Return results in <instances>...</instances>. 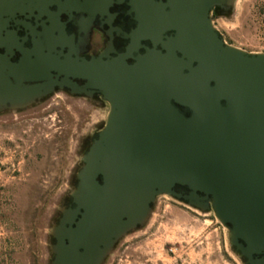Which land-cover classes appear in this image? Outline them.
<instances>
[{"label": "water", "instance_id": "water-1", "mask_svg": "<svg viewBox=\"0 0 264 264\" xmlns=\"http://www.w3.org/2000/svg\"><path fill=\"white\" fill-rule=\"evenodd\" d=\"M234 2L136 0L153 17L131 36L134 63H106L96 79L112 108L53 227L51 264H105L163 195L213 211L243 263L264 264V53L214 25Z\"/></svg>", "mask_w": 264, "mask_h": 264}, {"label": "rangeland", "instance_id": "rangeland-1", "mask_svg": "<svg viewBox=\"0 0 264 264\" xmlns=\"http://www.w3.org/2000/svg\"><path fill=\"white\" fill-rule=\"evenodd\" d=\"M212 20L229 44L264 53V0H235L226 16ZM55 103L45 115L0 117V264H51L53 227L74 190L87 138L106 116L81 99L60 96ZM105 264L244 263L213 211L163 195Z\"/></svg>", "mask_w": 264, "mask_h": 264}, {"label": "flooded vegetation", "instance_id": "flooded-vegetation-1", "mask_svg": "<svg viewBox=\"0 0 264 264\" xmlns=\"http://www.w3.org/2000/svg\"><path fill=\"white\" fill-rule=\"evenodd\" d=\"M144 10L138 11L136 0H3L0 117L45 115L65 96L106 113L93 129L100 132L112 106L96 79L103 82L106 63L122 57L134 63L131 36L153 17L151 3ZM227 14L226 6L216 7L212 18ZM141 43L144 54L152 42Z\"/></svg>", "mask_w": 264, "mask_h": 264}, {"label": "bare ground", "instance_id": "bare-ground-1", "mask_svg": "<svg viewBox=\"0 0 264 264\" xmlns=\"http://www.w3.org/2000/svg\"><path fill=\"white\" fill-rule=\"evenodd\" d=\"M102 7V6H101Z\"/></svg>", "mask_w": 264, "mask_h": 264}]
</instances>
